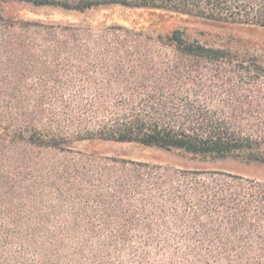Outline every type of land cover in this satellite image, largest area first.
<instances>
[{"label": "trees", "instance_id": "obj_1", "mask_svg": "<svg viewBox=\"0 0 264 264\" xmlns=\"http://www.w3.org/2000/svg\"><path fill=\"white\" fill-rule=\"evenodd\" d=\"M11 1L264 27V0H0V264H264V181L73 146L264 163V66L181 29L6 17Z\"/></svg>", "mask_w": 264, "mask_h": 264}, {"label": "rangeland", "instance_id": "obj_2", "mask_svg": "<svg viewBox=\"0 0 264 264\" xmlns=\"http://www.w3.org/2000/svg\"><path fill=\"white\" fill-rule=\"evenodd\" d=\"M6 17L62 22L71 24H120L142 28L154 35H167L181 29L190 39L230 50L239 59L254 58L264 66V27L219 21L195 14L155 7H131L120 4L99 6L85 11L55 6H35L27 2L11 1L2 5ZM77 150L97 152L137 161H148L178 170H219L264 181V163L246 162L240 158H205L182 149H166L138 142L103 139L75 141Z\"/></svg>", "mask_w": 264, "mask_h": 264}]
</instances>
